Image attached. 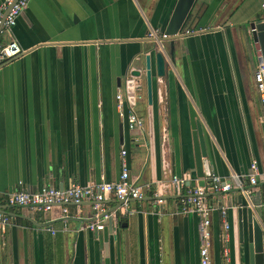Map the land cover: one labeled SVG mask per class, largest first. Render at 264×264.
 Returning a JSON list of instances; mask_svg holds the SVG:
<instances>
[{
	"label": "crops",
	"instance_id": "crops-1",
	"mask_svg": "<svg viewBox=\"0 0 264 264\" xmlns=\"http://www.w3.org/2000/svg\"><path fill=\"white\" fill-rule=\"evenodd\" d=\"M174 2L30 0L9 33L0 34V42L12 39L20 49L0 65V210L9 217L0 230V264H198V218L177 204L184 188L199 181L190 111L210 172L232 184L207 194L226 208L228 223L224 240L216 212L210 214V264H247L237 215L241 208L245 228V207L264 201V127L252 82L256 63L239 23L255 15L264 21V0H194L179 33L197 32L173 39L174 63L165 57L162 78L150 59L148 104L136 57L167 45L146 35L162 27ZM131 70L139 74L131 77ZM117 94L133 98L139 130L129 131L118 117ZM121 160L129 178L149 183L162 204L147 197L115 210L118 202L108 197L102 229L88 231V202L69 205L65 215L58 207L36 213L5 202L19 188L116 180ZM252 162L260 175L249 185L244 175ZM172 176L184 178L185 187L177 190ZM236 180L250 189L247 197ZM258 221L264 234V208Z\"/></svg>",
	"mask_w": 264,
	"mask_h": 264
},
{
	"label": "built area",
	"instance_id": "built-area-1",
	"mask_svg": "<svg viewBox=\"0 0 264 264\" xmlns=\"http://www.w3.org/2000/svg\"><path fill=\"white\" fill-rule=\"evenodd\" d=\"M30 0H0V34L9 33L15 24L17 16L26 8ZM197 32L193 29H185L183 34H192ZM180 33V34H182ZM147 39L155 42L167 39V36L159 28H152L146 35ZM20 53L16 42L9 39L7 42H0V65L9 61ZM253 87L257 96L259 105V119L264 127V66L261 63L256 64L252 73ZM138 88V87H137ZM116 111L119 118L126 123L127 129L131 132L141 128L143 121L134 111V101L131 96L122 100L121 95H115ZM125 107V110L123 108ZM125 151L121 149L120 155ZM257 166L254 162L249 164L245 177L249 185L255 184ZM171 182L174 187H183L184 178L172 176ZM236 188L242 192L244 197L250 194L249 188H242L240 181ZM19 184V183H18ZM185 187V186H184ZM232 184L221 179L214 172H210L206 177L205 183L186 187L177 197L178 211L180 213H193L198 218V264H210L211 234L209 230L210 214L216 212L219 218L222 238L226 240L228 223L226 222V208L207 201L209 193H225L230 191ZM113 197L118 202V210L126 207L130 200L144 201L147 197L152 198L155 204H162L161 194L150 189L149 183L139 182L129 178L127 168L121 160V169L116 180L98 183L79 185L72 183L65 188H56L52 186H41L36 190H25L22 188L9 192L5 198L8 205L27 207L36 213L50 211L53 207H58L62 215L67 213L69 205H78L82 202H88L91 208L90 216L84 221L83 228L88 231H98L103 227V222L107 220L108 213L105 207V200ZM264 197V191H263ZM264 207V201L262 203ZM9 224V217L0 210V230ZM52 234L54 231L49 229ZM225 254V253H224Z\"/></svg>",
	"mask_w": 264,
	"mask_h": 264
},
{
	"label": "water",
	"instance_id": "water-1",
	"mask_svg": "<svg viewBox=\"0 0 264 264\" xmlns=\"http://www.w3.org/2000/svg\"><path fill=\"white\" fill-rule=\"evenodd\" d=\"M194 0H175L173 7L166 22L160 28L167 36V45L155 44L147 52L141 51L136 60L140 61L143 66L145 99L148 104L152 100V78L150 71V59L154 58V69L156 77L162 78L165 73V57H168L170 64L174 63L173 39L180 36L179 29L188 15ZM242 29L244 42L247 45L249 57L256 64L261 63L264 66V21L260 20L258 15L250 21H241L239 23ZM137 70L129 71V75L137 76ZM135 82V81H134ZM133 80H128L127 84L131 85ZM189 127L191 144L193 151L194 167L192 171L199 178L198 185L205 183L206 177L210 173V168L205 157L204 145L201 137L199 123L194 119V114L190 111ZM239 190V189H238ZM258 193H253L256 197ZM240 203V196H238ZM254 208L245 207V228L241 224V208L238 209L237 223V242L240 245L245 244L243 248V257H246L247 264H264V234L258 221L259 216L264 208L257 199H252ZM116 205L115 210H117ZM255 213V215L253 214Z\"/></svg>",
	"mask_w": 264,
	"mask_h": 264
}]
</instances>
